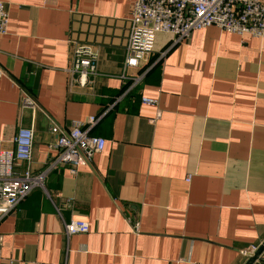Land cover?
I'll return each mask as SVG.
<instances>
[{
  "label": "crops",
  "instance_id": "crops-1",
  "mask_svg": "<svg viewBox=\"0 0 264 264\" xmlns=\"http://www.w3.org/2000/svg\"><path fill=\"white\" fill-rule=\"evenodd\" d=\"M3 1L1 145L34 128L30 166L42 171L52 126L101 115L92 132L106 147L76 174L50 171L3 218L0 264H244L264 240V39L217 26L179 41L160 33L125 68L128 0ZM81 46L99 72L85 86L68 72ZM77 219L90 231L68 238L64 222Z\"/></svg>",
  "mask_w": 264,
  "mask_h": 264
},
{
  "label": "built area",
  "instance_id": "built-area-1",
  "mask_svg": "<svg viewBox=\"0 0 264 264\" xmlns=\"http://www.w3.org/2000/svg\"><path fill=\"white\" fill-rule=\"evenodd\" d=\"M131 4V31L125 51L124 67H139L154 52L160 33L175 36V41L185 39L193 31L217 26L223 31L240 36L251 35L264 39V0H128ZM10 15L7 3L0 0V35L8 32ZM72 80L87 85L99 72L95 55H89L86 47H76L68 68ZM0 66V78L6 76ZM123 75V74H122ZM144 75V74H143ZM124 76V75H123ZM141 77L134 78L137 83ZM141 102L158 106V99L141 97ZM23 107L33 106L31 97L25 93ZM102 116L87 120H73L70 129L57 125L51 130L56 134L50 145L56 154L47 166L34 172L30 166L34 147V128H20L11 147L0 143V222L24 201L35 189L45 188L50 171L66 168L76 174L82 165L91 164L94 155L106 147V139L92 131ZM21 163L24 165L20 168ZM26 164V166H25ZM191 175L186 178L190 181ZM139 221L134 228H139ZM66 236L87 234L89 222L82 219L64 222ZM259 245L243 250L248 257Z\"/></svg>",
  "mask_w": 264,
  "mask_h": 264
},
{
  "label": "water",
  "instance_id": "water-1",
  "mask_svg": "<svg viewBox=\"0 0 264 264\" xmlns=\"http://www.w3.org/2000/svg\"><path fill=\"white\" fill-rule=\"evenodd\" d=\"M264 253V240L260 243L258 248L254 252L248 253V258L244 264H254L259 260Z\"/></svg>",
  "mask_w": 264,
  "mask_h": 264
}]
</instances>
